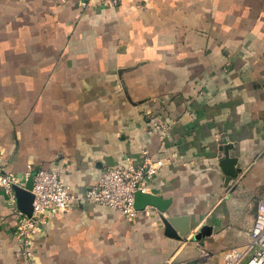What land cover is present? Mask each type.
<instances>
[{"label":"crops","instance_id":"1","mask_svg":"<svg viewBox=\"0 0 264 264\" xmlns=\"http://www.w3.org/2000/svg\"><path fill=\"white\" fill-rule=\"evenodd\" d=\"M82 1L0 0V168L23 183L57 168L76 199L27 259L0 188V264H224L264 198V0ZM145 149L173 158L149 185L166 212L77 200ZM169 216L189 218L186 237L167 236Z\"/></svg>","mask_w":264,"mask_h":264},{"label":"built area","instance_id":"2","mask_svg":"<svg viewBox=\"0 0 264 264\" xmlns=\"http://www.w3.org/2000/svg\"><path fill=\"white\" fill-rule=\"evenodd\" d=\"M90 0H83L81 7L86 8ZM123 0H103L108 7H116ZM173 158L154 157L148 150H143L140 163L132 158H125L118 166L107 168L100 177L96 186L91 188L86 195L77 200H87L98 205L123 214L129 221L135 220L142 210L136 208V194L150 193V183L159 172L171 164ZM32 168L25 175L28 181ZM31 193L34 196L32 215L27 216L16 206V197L13 187L25 188L26 182L13 174H8L0 168V188L3 189L9 201L15 206L19 215V225L16 229L21 239L18 252L19 256L30 259L33 255L32 240L47 223L49 216L67 212L73 205L70 186L61 177L57 168H39L33 171ZM252 239L243 250L226 252L224 264H264V198L257 204V214L251 231ZM254 254H253V253ZM201 258L208 260L212 255L205 249L201 250Z\"/></svg>","mask_w":264,"mask_h":264},{"label":"water","instance_id":"3","mask_svg":"<svg viewBox=\"0 0 264 264\" xmlns=\"http://www.w3.org/2000/svg\"><path fill=\"white\" fill-rule=\"evenodd\" d=\"M227 149V147L223 148V150H225V157L222 158L219 165L226 176V182L229 184L233 179L238 177L241 169L237 168L238 160L236 158L229 157ZM33 174L29 178V182L26 184L25 188L19 186L13 187L17 208L27 216H31L33 211L32 204L34 201V196L31 193ZM170 204V200H166L152 193L144 194L139 192L136 194V208L138 210H142L147 206H152L159 209L161 212H166ZM163 224L166 229L167 236L171 238L182 239L190 232L188 217L169 216L168 218H163ZM210 233L211 228L204 227L196 236V240H200Z\"/></svg>","mask_w":264,"mask_h":264},{"label":"rangeland","instance_id":"4","mask_svg":"<svg viewBox=\"0 0 264 264\" xmlns=\"http://www.w3.org/2000/svg\"><path fill=\"white\" fill-rule=\"evenodd\" d=\"M248 260V258L242 263V264H245V262Z\"/></svg>","mask_w":264,"mask_h":264}]
</instances>
